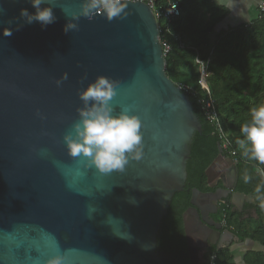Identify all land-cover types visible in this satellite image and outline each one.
<instances>
[{"label":"water","instance_id":"95a60500","mask_svg":"<svg viewBox=\"0 0 264 264\" xmlns=\"http://www.w3.org/2000/svg\"><path fill=\"white\" fill-rule=\"evenodd\" d=\"M91 0H43L52 23L28 22L20 10L30 0H0V264H173L158 246L164 216L184 189L194 134L202 130L188 93L167 74L152 9L121 0L108 19ZM87 11V14L85 12ZM71 23L76 25L65 31ZM10 31V35H5ZM119 82L111 101L118 115L142 122L143 156L123 172L104 174L69 154L64 137L76 138L79 92L98 76ZM223 159L221 152L216 162ZM227 178L206 171L209 187L192 191L185 227L191 264H200L194 230L214 234L219 247L239 240L215 221L219 201L253 195L233 192ZM214 171V172H213Z\"/></svg>","mask_w":264,"mask_h":264},{"label":"trees","instance_id":"16d2710c","mask_svg":"<svg viewBox=\"0 0 264 264\" xmlns=\"http://www.w3.org/2000/svg\"><path fill=\"white\" fill-rule=\"evenodd\" d=\"M180 4L182 14L171 24L170 31L165 29L163 19L158 20L159 34L163 48L169 46L165 53L167 74L175 83L190 87L188 94L202 130L194 134L187 180L184 189L175 193L163 218L158 246L172 256L173 264H191L185 214L192 206V191L197 188L211 192L218 188L209 187L206 174L220 155L222 142L203 112L204 90L199 83L203 63L207 65V82L222 125L236 151L235 156L224 153L235 160L233 192L255 198L254 203H247L240 210L230 194L213 218L221 223L224 220V227L241 242L259 247L247 246L237 260L230 245H211L203 264H264V164L244 155L241 141L245 137L240 131L242 124L250 122L251 109L264 103V13L248 23L223 28L220 24L229 11L226 6L212 0H180Z\"/></svg>","mask_w":264,"mask_h":264},{"label":"clouds","instance_id":"9594fccd","mask_svg":"<svg viewBox=\"0 0 264 264\" xmlns=\"http://www.w3.org/2000/svg\"><path fill=\"white\" fill-rule=\"evenodd\" d=\"M30 2L36 12L32 14L28 9L22 8L21 17H26L29 23L34 20L43 25L53 22L52 9L40 8L43 0ZM89 7H102L108 19L117 17L122 11L121 0H91ZM74 27L76 25L69 23L65 31ZM10 34V31L5 33ZM118 86V81L100 75L80 91L78 94L85 107L78 109L80 120L74 125L76 138L71 133L64 137L71 156L83 155L88 160L87 167L94 166L104 174L123 172L130 159L140 160L143 156L140 118L126 110L118 115L113 114L115 109L111 101L117 95ZM250 116V122L241 125L240 131L245 137L241 146L246 157L264 164V103L253 107ZM261 207H264V203ZM48 264H63V257H54Z\"/></svg>","mask_w":264,"mask_h":264},{"label":"built area","instance_id":"2783aa9c","mask_svg":"<svg viewBox=\"0 0 264 264\" xmlns=\"http://www.w3.org/2000/svg\"><path fill=\"white\" fill-rule=\"evenodd\" d=\"M126 1V0H125ZM128 1H140L147 4L153 11L155 18L157 20L163 19L164 27L167 31H170L171 24L178 19L182 14L180 0H128ZM102 9V7H100ZM264 13V0L260 2L257 6V15L262 16ZM159 27V25H158ZM164 54L169 50V46L166 45L164 48ZM207 65L200 66V79L199 83L203 88V112L205 117L211 121L215 128L218 136L221 139V152L230 154L231 156L236 155V151L232 147V142L225 128L222 125V116L218 111L215 101L213 98L212 91L207 82ZM183 91L188 93L191 89L189 86L180 85ZM225 153V154H226ZM235 163V160H234ZM225 221L223 220L222 225L224 226ZM215 256H212L214 259Z\"/></svg>","mask_w":264,"mask_h":264},{"label":"crops","instance_id":"0c3cea01","mask_svg":"<svg viewBox=\"0 0 264 264\" xmlns=\"http://www.w3.org/2000/svg\"><path fill=\"white\" fill-rule=\"evenodd\" d=\"M216 2L218 5H223L228 8L227 17L224 21L220 24L221 27L227 28L228 26H238L242 23H248L257 17V6L263 0H212ZM179 35V34H178ZM179 37V36H177ZM224 165V164H222ZM221 172L224 171V167H222ZM235 207L239 208L240 210L244 207L247 203H254L253 199H242L238 203L233 201ZM246 246H256L255 243H248L244 242ZM256 248H259L256 246Z\"/></svg>","mask_w":264,"mask_h":264},{"label":"flooded vegetation","instance_id":"af4514ba","mask_svg":"<svg viewBox=\"0 0 264 264\" xmlns=\"http://www.w3.org/2000/svg\"><path fill=\"white\" fill-rule=\"evenodd\" d=\"M218 158V157H217ZM217 158L215 159V161L212 163V164H214L215 165V169H216V174L218 175H221V174H223V176H225V178H227V173H229V171H230V169H231V165L230 164H228V162H227V160H228V158H229V156H227V155H225V154H223V159L220 161V162H216V160H217ZM211 164V165H212ZM222 164H224V165H222ZM222 167H224L225 169H224V171L223 172H221V169H223ZM214 172V171H213ZM217 186H218V188H220V187H222V181H221V179H219V181H218V183H217ZM217 188V189H218ZM216 189V190H217ZM215 190V191H216ZM224 199V198H223ZM224 201V200H223ZM225 202V201H224ZM218 208H219V206H218ZM189 210V209H188ZM187 210V211H188ZM186 214H187V212H186ZM185 214V215H186ZM215 221H217V222H219V223H221L219 220H216V219H214ZM225 230H227V228L226 227H224L223 225H222V229H221V231L222 232H224ZM215 236H214V234L211 232V233H206L205 231H200V229L199 228H196L195 230H194V240H193V242H194V245H193V247H194V249H195V252H197V257H199L200 259H199V263L200 264H203L204 263V259H205V255L207 254V252H208V250H209V248L211 247V245H218V243L216 242V243H214V238ZM228 243H230V241H228V242H226L225 244H224V246L225 247H227L226 245L228 244ZM219 246V245H218ZM229 246V245H228Z\"/></svg>","mask_w":264,"mask_h":264},{"label":"rangeland","instance_id":"374dc122","mask_svg":"<svg viewBox=\"0 0 264 264\" xmlns=\"http://www.w3.org/2000/svg\"><path fill=\"white\" fill-rule=\"evenodd\" d=\"M253 199V201H255V198H251ZM224 199L219 201L218 206L220 207L221 205H224ZM219 209V208H218ZM252 212V211H251ZM245 243L241 242L240 240H236L235 238L228 243L226 246L230 245L231 246V250L236 254L237 256V260L240 259L241 255L243 254V252L246 250L247 246L244 245ZM258 246V245H256ZM251 247V246H250ZM254 247V246H253Z\"/></svg>","mask_w":264,"mask_h":264}]
</instances>
